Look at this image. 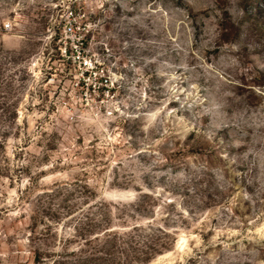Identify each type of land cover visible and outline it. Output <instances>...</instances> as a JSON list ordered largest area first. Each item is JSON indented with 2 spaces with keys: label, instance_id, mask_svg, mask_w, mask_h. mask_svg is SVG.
Masks as SVG:
<instances>
[{
  "label": "rangeland",
  "instance_id": "374dc122",
  "mask_svg": "<svg viewBox=\"0 0 264 264\" xmlns=\"http://www.w3.org/2000/svg\"><path fill=\"white\" fill-rule=\"evenodd\" d=\"M258 68L264 0H0V264H70L88 215L114 264H264Z\"/></svg>",
  "mask_w": 264,
  "mask_h": 264
},
{
  "label": "trees",
  "instance_id": "16d2710c",
  "mask_svg": "<svg viewBox=\"0 0 264 264\" xmlns=\"http://www.w3.org/2000/svg\"><path fill=\"white\" fill-rule=\"evenodd\" d=\"M251 82L254 84H251L253 86H251L249 89L254 93V95H256V97H259L260 94L257 93V87H260V89L264 87V70L258 68L257 73L252 78ZM262 103L264 104L263 98ZM95 220L96 218L93 219L90 217V215H88V217L83 219L84 226H81L79 228V234H76L78 233L76 224L74 226V230L76 231L75 234L72 235L71 238L66 239L67 241L72 242L76 238H81V240L83 241L78 243L79 245L76 246L78 248H74L71 250L72 253L77 255L79 254V256L72 262H69L70 264H94L95 262H97L96 264H101L99 262L100 260H102V262H109L112 264L116 263L118 259V241L117 238L114 237L116 235H112L114 233H107L112 231L107 230V228L102 232V237H100V235H95L93 232L95 227L97 226V221ZM35 259L44 258H42V254L40 252H35ZM56 261L57 260H55L53 264L57 263ZM58 263L62 264L63 262L59 261Z\"/></svg>",
  "mask_w": 264,
  "mask_h": 264
},
{
  "label": "built area",
  "instance_id": "2783aa9c",
  "mask_svg": "<svg viewBox=\"0 0 264 264\" xmlns=\"http://www.w3.org/2000/svg\"><path fill=\"white\" fill-rule=\"evenodd\" d=\"M80 18L81 13L76 6L70 5L65 8L60 15L55 36L52 37H54L53 41L57 43L59 57L62 60L71 59L74 64L78 65L81 74L78 85L81 86L82 84L90 88L88 83L90 76L99 73L103 68L92 56L86 53V39L81 34L82 28L85 27L81 26ZM11 26L10 23L6 25V28Z\"/></svg>",
  "mask_w": 264,
  "mask_h": 264
}]
</instances>
